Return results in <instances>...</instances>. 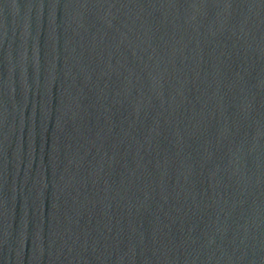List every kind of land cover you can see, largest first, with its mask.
Returning a JSON list of instances; mask_svg holds the SVG:
<instances>
[{
  "label": "water",
  "instance_id": "obj_1",
  "mask_svg": "<svg viewBox=\"0 0 264 264\" xmlns=\"http://www.w3.org/2000/svg\"><path fill=\"white\" fill-rule=\"evenodd\" d=\"M0 264H264V0H0Z\"/></svg>",
  "mask_w": 264,
  "mask_h": 264
}]
</instances>
